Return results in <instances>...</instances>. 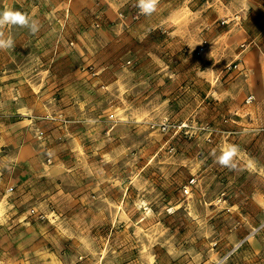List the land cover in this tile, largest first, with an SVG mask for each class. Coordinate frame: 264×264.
<instances>
[{"label":"rangeland","instance_id":"1","mask_svg":"<svg viewBox=\"0 0 264 264\" xmlns=\"http://www.w3.org/2000/svg\"><path fill=\"white\" fill-rule=\"evenodd\" d=\"M136 3L0 0V264H264V0Z\"/></svg>","mask_w":264,"mask_h":264},{"label":"clouds","instance_id":"2","mask_svg":"<svg viewBox=\"0 0 264 264\" xmlns=\"http://www.w3.org/2000/svg\"><path fill=\"white\" fill-rule=\"evenodd\" d=\"M159 0H137L136 7L142 15H152L157 10ZM6 25H16L27 27L35 34L39 31V24L36 20L30 19L29 16L19 10L5 9L0 12V29ZM14 46L11 37L5 38L4 32L0 31V50L9 49ZM236 153L235 147L227 151H223L218 157L217 162L225 167H231V160Z\"/></svg>","mask_w":264,"mask_h":264},{"label":"built area","instance_id":"3","mask_svg":"<svg viewBox=\"0 0 264 264\" xmlns=\"http://www.w3.org/2000/svg\"><path fill=\"white\" fill-rule=\"evenodd\" d=\"M236 18H237V17H236ZM206 45H207V41H206V40H203V41H202V44H201V46H200V51H203V50L205 49ZM235 67H237V65H236ZM252 99H253V97H252V96H249V97L247 98L246 102L250 103V102L252 101ZM58 119H59V120L62 119V115H58ZM168 127H169V126H168L166 123H162V124L160 125L159 129L162 130V131H165V130H167ZM179 127H180V126H179ZM180 128H181V127H180ZM39 134L42 135L43 132H39ZM192 182H193V180L190 181V183H192ZM184 191H185V193H188V186H185ZM41 218H42V216H41Z\"/></svg>","mask_w":264,"mask_h":264}]
</instances>
